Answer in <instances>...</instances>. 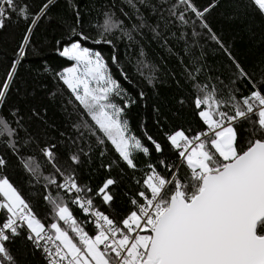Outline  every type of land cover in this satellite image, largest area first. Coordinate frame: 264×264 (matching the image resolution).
<instances>
[{"label":"snow or ice","instance_id":"obj_1","mask_svg":"<svg viewBox=\"0 0 264 264\" xmlns=\"http://www.w3.org/2000/svg\"><path fill=\"white\" fill-rule=\"evenodd\" d=\"M125 2L132 12L121 9V13L130 27L109 9L92 25L95 34H90L71 0L73 20L57 18L64 35L56 41V51L73 63L57 71L55 77L74 98L68 102L78 116L72 124L74 132L66 139L65 133L60 134L64 153L58 151L57 144L49 140L40 143L29 135L18 109L11 112L16 118L15 127L0 117V143L5 147L0 153V264H19L10 245L21 237L33 253H41L45 264H264V66L258 73L245 70L213 31L207 18L220 8V0H206L199 5L195 0ZM55 3L40 0L33 7L25 0H0V29L13 15L25 22L26 29L16 58L0 80V105L6 102L18 64L27 55L34 28L42 19H53L50 11ZM244 7L264 18V0H247ZM141 8L151 16L144 15ZM152 17L154 24L149 23ZM197 25L206 30L207 38L231 62L227 84L218 75L206 74L208 69L201 63L203 51L200 56L193 54L194 48H203L199 39L204 33L196 30ZM173 27L180 30L178 36L171 31ZM189 28L191 45L186 31ZM146 31L184 66L193 91L176 104L192 109L195 127L166 131L160 126L176 159L163 158L156 164L149 161L143 177H133L136 187L124 193L126 206L118 210L113 207L112 189L117 180L110 175L112 169L122 163L137 171L134 154L150 157V148L132 132L126 118V110L137 100L111 74L102 53L84 45L91 42L112 46V63L129 83V74L115 54V41L124 42L126 50L138 48L136 57L126 55L125 60L154 86L156 69L148 62L143 45ZM170 39L184 41L183 56L172 51ZM185 56L189 57L187 64ZM240 80L250 86L247 94H240L235 86ZM139 99H146L143 89ZM154 112L160 124V110L155 108ZM32 115L38 113L33 110ZM144 135L155 152L163 156L162 144L146 130ZM32 143H36L43 160L23 153ZM109 145L116 157L106 161ZM95 152L99 153L100 167L109 175L94 190L80 182L77 169L85 159L91 164ZM9 153L29 175L33 186H42V199L51 217L48 223L38 217L10 182L6 174ZM45 167L49 169L47 175ZM97 199L110 211L101 210L95 203ZM72 205L84 214L87 223L94 225V234L75 217Z\"/></svg>","mask_w":264,"mask_h":264},{"label":"trees","instance_id":"obj_2","mask_svg":"<svg viewBox=\"0 0 264 264\" xmlns=\"http://www.w3.org/2000/svg\"><path fill=\"white\" fill-rule=\"evenodd\" d=\"M25 2L35 7L40 0H25ZM172 2L174 3L175 0H172ZM195 2L199 5L204 4L206 0H195ZM246 2L247 0H220V8L212 11L207 19L213 31L230 48L233 56L236 57L242 67L250 73L253 71L258 73L260 67L264 66V18L251 8L244 7ZM71 3L80 10L85 28L90 34H95L92 25L95 24L98 18H102L103 11L109 9L115 12L118 18L125 21L126 27H130L128 19L121 13V9L130 14L132 12L125 0H71ZM235 4H240L241 7L237 9L228 6ZM141 11L144 15L151 16L148 10L141 8ZM233 13L235 15L230 19L229 15ZM50 15L53 17L52 20L42 19L34 28L31 44L26 50L27 55L18 64L16 77L6 102L0 105V117L8 119L15 127L16 118L11 115V112L13 109H18L29 135H32L40 143L49 140L51 143L57 144L58 151L64 153L65 150L59 143L62 139L60 134L65 133L63 139H66L68 133L74 132L72 124L77 122L78 119L72 104L68 102L70 99L74 100V98L67 87L55 77L57 71L72 64V61L60 57L56 51L58 47L56 41L64 35L62 28L57 24V18L63 17L69 21L74 18V12L69 7V0H56ZM155 22V17L149 20V23L154 24ZM25 30V22L23 20L17 21L15 15L0 29V80L5 77L7 69L11 66V61L16 58L15 53ZM196 30L204 33L199 39V43L203 48H194L193 54L200 56L201 51H203L204 59L201 63L208 69L206 74L213 77L218 75L227 84L231 65L227 55L207 38L206 30H202L199 25H197ZM171 31L176 32L178 36L180 30L173 27ZM186 31L188 32V43L191 45V29L189 28ZM115 35H119V33ZM143 45L148 62L154 65L156 69L153 73L156 77L154 86L149 85L125 60L126 55L136 57L138 48L126 50L124 42L115 41V54L129 74V79L132 81L129 83L121 76L120 68L112 63V46L94 45L91 42H85L84 45L102 53L111 74L137 100L136 104L126 110V118L130 122L132 132L150 148V157L144 156L143 153L134 154L137 171L134 172L128 169L122 163L119 167L112 169L110 175L117 180V184L112 189L115 193L113 207L118 210L126 206L124 193L136 187L133 177L142 178L146 164L149 161L156 164L159 159L168 158L169 161L176 159L170 145L159 131L160 126L162 125L166 131L178 127L187 130L190 125L195 127L192 109L187 106L179 108L176 104V100L181 97H190L193 91L191 84L187 82L184 66L181 65L177 56L170 54L160 46V43L153 41L150 32L146 31ZM169 45L174 53L183 56L184 41L170 39ZM188 60L189 57L185 56V64ZM45 68L48 71H45ZM256 78L259 79L258 75ZM201 80H204L203 75ZM235 86L240 90V94H247L250 87L247 85V81L244 80L238 81ZM141 89L145 92L146 99L144 100L139 99ZM114 99L117 103H120L119 98ZM155 108L160 110V124L157 123ZM33 110L38 113V116L32 115ZM142 124L144 125L143 128L141 127ZM145 130L148 135H151L162 144L163 156L155 152L144 135ZM20 135L24 136V131H21ZM109 149L105 158L106 161L116 157L114 151L111 150V145H109ZM4 152L5 147L0 143V153ZM23 153L25 155H36L43 160L36 143L28 145L27 148L23 149ZM8 159L10 163L6 174L10 182L32 205L38 217L44 223H48L51 217L48 214V206L42 199V186H33L34 182L30 180L29 175L10 153ZM48 171L49 169L45 167L44 174L47 175ZM181 171L183 174L184 169ZM77 174L82 184H87L95 190L109 175V172L100 167L99 153L95 152L92 163L89 164L88 160L85 159L84 163L77 169ZM52 192L55 195L56 189H53ZM95 203L100 206L101 210L110 211L99 199ZM71 209L74 215H78L74 205L71 206ZM84 227L90 234H94L93 228L85 226V224ZM10 247L14 255L17 256L19 264H45L41 253L39 251L33 253L31 246L26 243L23 237L17 239Z\"/></svg>","mask_w":264,"mask_h":264},{"label":"built area","instance_id":"obj_3","mask_svg":"<svg viewBox=\"0 0 264 264\" xmlns=\"http://www.w3.org/2000/svg\"><path fill=\"white\" fill-rule=\"evenodd\" d=\"M76 207V206H75ZM76 209H77V212H78V215H75V217L79 220V221H82L84 224H85V226L87 225V226H90L91 228H93L94 229V225L93 224H91V223H87L86 221H85V217H84V214L76 207Z\"/></svg>","mask_w":264,"mask_h":264},{"label":"rangeland","instance_id":"obj_4","mask_svg":"<svg viewBox=\"0 0 264 264\" xmlns=\"http://www.w3.org/2000/svg\"><path fill=\"white\" fill-rule=\"evenodd\" d=\"M73 63V62H72ZM71 66V65H70ZM69 67V66H68Z\"/></svg>","mask_w":264,"mask_h":264}]
</instances>
